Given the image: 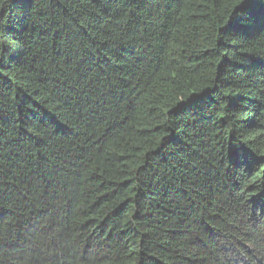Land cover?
<instances>
[{
    "label": "trees",
    "instance_id": "1",
    "mask_svg": "<svg viewBox=\"0 0 264 264\" xmlns=\"http://www.w3.org/2000/svg\"><path fill=\"white\" fill-rule=\"evenodd\" d=\"M0 264H264V0H0Z\"/></svg>",
    "mask_w": 264,
    "mask_h": 264
}]
</instances>
